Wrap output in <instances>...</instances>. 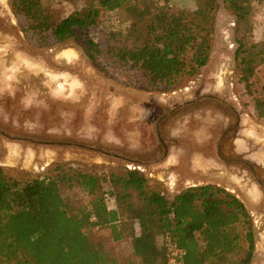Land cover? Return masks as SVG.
Instances as JSON below:
<instances>
[{
	"label": "rangeland",
	"instance_id": "obj_1",
	"mask_svg": "<svg viewBox=\"0 0 264 264\" xmlns=\"http://www.w3.org/2000/svg\"><path fill=\"white\" fill-rule=\"evenodd\" d=\"M157 1L196 8L194 0ZM42 4L60 20L86 0ZM130 18L128 8L118 9L92 36L125 31ZM253 21L255 39L264 40V0L254 3ZM236 31L237 16L220 0L208 63L174 90L145 91L104 72L86 54L84 39L34 36L10 0H0V166L21 178L43 176L56 164L103 174L137 168L170 198L189 186L219 185L247 206L255 238L251 264H264V212L254 208L260 192L248 172L225 160L264 163V120L240 81ZM261 86L252 88L258 94ZM108 206L114 209L115 201ZM93 235L120 264H136L130 239L113 241L109 228Z\"/></svg>",
	"mask_w": 264,
	"mask_h": 264
},
{
	"label": "trees",
	"instance_id": "obj_2",
	"mask_svg": "<svg viewBox=\"0 0 264 264\" xmlns=\"http://www.w3.org/2000/svg\"><path fill=\"white\" fill-rule=\"evenodd\" d=\"M194 1L195 9L157 0H86L74 16L56 20L42 0H10L34 36L84 39L86 54L104 72L160 92L184 85L208 63L220 0ZM260 1L222 0L237 16L240 81L264 120V40L253 33L254 3ZM121 8L131 14L127 29L101 30L94 38L104 19ZM260 83L257 94L252 87ZM105 228L115 242L131 240L136 264H170L172 246L185 252L180 264H251L254 256L247 206L219 185L191 186L170 198L137 168L103 174L56 164L43 176L21 178L0 166V264H120L93 235Z\"/></svg>",
	"mask_w": 264,
	"mask_h": 264
},
{
	"label": "flooded vegetation",
	"instance_id": "obj_3",
	"mask_svg": "<svg viewBox=\"0 0 264 264\" xmlns=\"http://www.w3.org/2000/svg\"><path fill=\"white\" fill-rule=\"evenodd\" d=\"M223 142V140H221ZM219 143V155L220 150L222 148L221 142ZM226 162L231 166H236L238 168H241L242 170H245L248 172L249 177L256 183V186L260 192L261 196L259 200L257 201V205L254 206L256 208V211L264 212V163L257 162V161H251V160H244L243 158H231L227 159L225 158Z\"/></svg>",
	"mask_w": 264,
	"mask_h": 264
},
{
	"label": "built area",
	"instance_id": "obj_4",
	"mask_svg": "<svg viewBox=\"0 0 264 264\" xmlns=\"http://www.w3.org/2000/svg\"><path fill=\"white\" fill-rule=\"evenodd\" d=\"M108 200H114L113 198H111L109 195H107V203ZM185 252L176 247V246H172L169 252V263L170 264H180L183 261Z\"/></svg>",
	"mask_w": 264,
	"mask_h": 264
},
{
	"label": "crops",
	"instance_id": "obj_5",
	"mask_svg": "<svg viewBox=\"0 0 264 264\" xmlns=\"http://www.w3.org/2000/svg\"><path fill=\"white\" fill-rule=\"evenodd\" d=\"M195 186H196V185H195ZM189 187H191V186H189ZM187 188H188V187H187ZM180 191H181V190H180ZM180 191H179V192H180ZM179 192H178V193H179ZM235 195H236V194H235Z\"/></svg>",
	"mask_w": 264,
	"mask_h": 264
}]
</instances>
